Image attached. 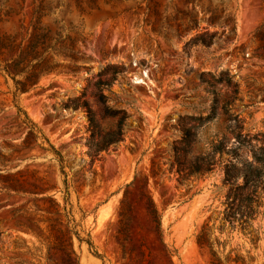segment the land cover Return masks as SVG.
I'll return each mask as SVG.
<instances>
[{"label": "rangeland", "instance_id": "1", "mask_svg": "<svg viewBox=\"0 0 264 264\" xmlns=\"http://www.w3.org/2000/svg\"><path fill=\"white\" fill-rule=\"evenodd\" d=\"M263 31L264 0H0V264H264V191L252 220L231 222L221 169L180 184L171 168L179 119L212 104L203 73L229 74L222 100L237 92L231 113L264 146ZM106 106L130 117L104 151Z\"/></svg>", "mask_w": 264, "mask_h": 264}, {"label": "trees", "instance_id": "2", "mask_svg": "<svg viewBox=\"0 0 264 264\" xmlns=\"http://www.w3.org/2000/svg\"><path fill=\"white\" fill-rule=\"evenodd\" d=\"M258 42L264 52V31L259 34ZM9 50L11 48H6L1 55L4 56V53ZM12 62H14L13 59H10L9 62L8 60L4 61L3 71L10 74L8 64ZM205 76V73L201 75V82L212 88L208 92L214 95L212 104L206 110V116L199 112L197 117L185 116L179 119L176 129L180 132L181 138L172 146L174 160L171 168L175 170L180 184H188L194 180L206 178L221 169L224 175L223 184L228 189L229 221L233 222L239 219L249 222L255 217L260 197L264 191V146L257 148L247 145L250 141L244 135L243 121L239 115L231 113L237 99V92L232 93L233 95L227 93V98L222 100V89L228 91L232 85L229 74L222 73L219 77L211 74L207 78ZM36 80L37 74H34L32 78H26L27 84H22L24 88L21 91H25ZM112 84V82L103 83L108 87H111ZM74 109L85 112L89 125L99 128V121L86 100L78 101ZM104 110L105 117L118 121L116 129L103 137L99 144L100 150L105 151L124 141L125 129L130 116L123 110L109 106H106ZM24 115L25 121L34 131L35 124L25 112ZM212 126H216L217 131L216 134L209 135ZM51 147L54 149L53 146ZM128 186H132V184ZM141 196L144 198V208L152 231L163 245L161 218L149 196L145 193H141ZM129 213L128 191H126L120 207L119 225V239L124 256H131L133 253L131 248L126 251V244L130 245L131 243L129 240L131 222ZM199 243L201 244L200 240ZM144 247L145 244L141 242L140 254L143 258L146 255L141 251Z\"/></svg>", "mask_w": 264, "mask_h": 264}]
</instances>
